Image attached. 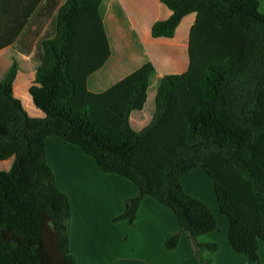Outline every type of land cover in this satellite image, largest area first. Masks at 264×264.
Masks as SVG:
<instances>
[{"label":"trees","instance_id":"trees-1","mask_svg":"<svg viewBox=\"0 0 264 264\" xmlns=\"http://www.w3.org/2000/svg\"><path fill=\"white\" fill-rule=\"evenodd\" d=\"M103 0H67L51 30L39 39L29 94L44 118H32L14 96L17 68L0 81V248L8 264H78L71 251V205L49 166L46 140L58 137L92 157L104 174L138 188L114 221L134 226L146 197L171 211L179 229L166 248L187 235L197 264H212L218 244L199 239L218 228L216 217L189 195L182 179L202 169L215 185L228 218L230 246L248 264H263L264 243V15L259 0H162L172 16L152 28L171 39L184 18L190 31V66L157 79L147 62L101 93L90 78L111 57L101 18ZM43 10L39 11L41 16ZM22 30V29H21ZM7 45L0 43V50ZM157 79L154 116L141 131L131 117L148 103Z\"/></svg>","mask_w":264,"mask_h":264},{"label":"crops","instance_id":"crops-1","mask_svg":"<svg viewBox=\"0 0 264 264\" xmlns=\"http://www.w3.org/2000/svg\"><path fill=\"white\" fill-rule=\"evenodd\" d=\"M66 1L0 0V43L7 45L0 50V69L6 74L12 67L17 68L14 96L32 118H44L29 94L38 68L32 60L34 51L46 31L51 30L53 35L54 19ZM100 14L110 41L111 57L104 68L90 78L91 92L106 91L147 62L155 67L157 79L188 71L190 31L196 21L195 14L184 18L171 39L152 37L153 26L172 16L162 0H103ZM13 56L17 62H13ZM157 79L153 81L155 85ZM153 82L146 108L131 117L133 129L142 130L153 119L154 105H149L155 95ZM46 154L58 187L70 201V245L78 264H121L119 249L132 251L134 247L138 256L130 257L133 262L126 258L127 264H197L195 249L187 235L181 238L178 248L167 250L166 240L179 229V224L174 214L153 198L146 197L142 201L133 227L129 228L126 221L113 222L124 213L126 200L138 194V188L130 181L102 173L92 157L58 137L46 140ZM10 161L13 162L0 164ZM11 165L0 172L8 171ZM182 184L189 195L209 207L218 223L217 230L203 236L199 242L218 244L219 250L213 255L206 252L204 256L211 257L212 264H248L247 257L237 254L230 246L229 221L214 196L213 179L204 170L196 169L182 179ZM120 227L129 234L133 245L127 247L122 243L117 230ZM98 229L104 230V245L97 239ZM259 255L264 264L263 242ZM0 264H8L1 248Z\"/></svg>","mask_w":264,"mask_h":264},{"label":"rangeland","instance_id":"rangeland-1","mask_svg":"<svg viewBox=\"0 0 264 264\" xmlns=\"http://www.w3.org/2000/svg\"><path fill=\"white\" fill-rule=\"evenodd\" d=\"M260 1V3H261V8H260V11H261V13L264 15V0H259ZM113 33L111 32L110 33V35H112ZM114 40H115V38L113 39V42H114ZM13 59H14V61L13 62H17V59H16V57L15 56H13ZM8 73V72H7ZM6 73V74H7ZM5 71H4V69L3 68H1L0 69V81H3L4 80V78H5ZM154 83V82H153ZM153 87H156V85H155V83H154V85H153ZM156 89V88H155ZM156 91V90H155ZM149 105H151V106H153L154 105V100H151L150 101V104ZM134 130L135 131H137V132H139L141 129H138L137 127H134ZM12 164V161H10V162H8V163H5V164H0V170H5V169H8L9 168V165H11ZM72 189H71V187H70V191H71ZM72 194V193H71ZM215 196V195H214ZM117 218V217H116ZM113 222H119V221H114V219H113ZM129 228L130 227H132V226H130L129 224L127 225ZM118 230V234H119V236L120 237H122V239H123V241H122V243L123 244H125V246H130V245H133L132 244V241L133 240H131L130 241V236H129V234H125V232H122V230L123 229H121V227L120 228H118L117 229ZM69 231H70V227H69ZM125 234V235H124ZM89 236H93L92 235V232H90V235ZM104 230H102V229H98L97 230V239L98 240H100V242H101V244L102 245H104ZM106 240V239H105ZM90 242H93V240H91ZM90 244V243H89ZM138 251H137V249H136V247H134V248H132V251L131 250H123L122 248L121 249H119V251H118V254H119V258H120V263L121 264H127L126 263V261H125V259L126 258H130V257H136V256H138V253H137ZM128 262H133V259L132 258H130V259H128Z\"/></svg>","mask_w":264,"mask_h":264}]
</instances>
